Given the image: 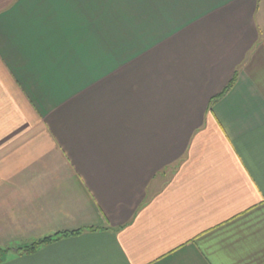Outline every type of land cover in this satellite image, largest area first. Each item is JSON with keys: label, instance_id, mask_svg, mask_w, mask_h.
<instances>
[{"label": "crops", "instance_id": "crops-1", "mask_svg": "<svg viewBox=\"0 0 264 264\" xmlns=\"http://www.w3.org/2000/svg\"><path fill=\"white\" fill-rule=\"evenodd\" d=\"M46 238L3 264H264V0H0V246Z\"/></svg>", "mask_w": 264, "mask_h": 264}, {"label": "trees", "instance_id": "trees-1", "mask_svg": "<svg viewBox=\"0 0 264 264\" xmlns=\"http://www.w3.org/2000/svg\"><path fill=\"white\" fill-rule=\"evenodd\" d=\"M81 234L80 231L75 232L73 234H68V235H79ZM54 242L53 240H51L50 238H46L44 240H38L35 242H32L31 244L22 247V248H17V253L20 256L23 255H29V254H34L36 253L40 248H42L45 245H48L50 243ZM12 248L8 247V248H4L0 246V264L5 263V261L7 260L10 252H12Z\"/></svg>", "mask_w": 264, "mask_h": 264}, {"label": "rangeland", "instance_id": "rangeland-1", "mask_svg": "<svg viewBox=\"0 0 264 264\" xmlns=\"http://www.w3.org/2000/svg\"><path fill=\"white\" fill-rule=\"evenodd\" d=\"M27 245H29V244H23V245H18V246L13 247V248H12L13 251L10 252L9 255L12 256V253H14V254L17 253V252H16L17 248H22V247H25V246H27ZM5 248H8V247H5ZM14 251H15V252H14ZM17 254H18V253H17Z\"/></svg>", "mask_w": 264, "mask_h": 264}]
</instances>
